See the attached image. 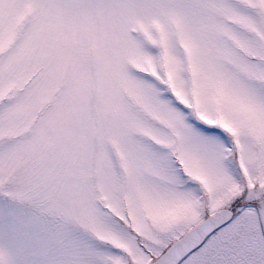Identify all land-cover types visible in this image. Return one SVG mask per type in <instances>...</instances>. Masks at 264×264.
I'll return each instance as SVG.
<instances>
[{
	"label": "snow or ice",
	"instance_id": "snow-or-ice-1",
	"mask_svg": "<svg viewBox=\"0 0 264 264\" xmlns=\"http://www.w3.org/2000/svg\"><path fill=\"white\" fill-rule=\"evenodd\" d=\"M0 264H264V0H0Z\"/></svg>",
	"mask_w": 264,
	"mask_h": 264
}]
</instances>
